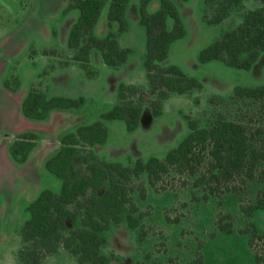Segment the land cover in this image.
Masks as SVG:
<instances>
[{
	"label": "rangeland",
	"instance_id": "obj_1",
	"mask_svg": "<svg viewBox=\"0 0 264 264\" xmlns=\"http://www.w3.org/2000/svg\"><path fill=\"white\" fill-rule=\"evenodd\" d=\"M69 0H0V264H19L20 228L28 217L27 206L45 188L58 193L61 180L49 174L45 161L60 145L61 136L74 131L78 125L102 119V114L117 100L120 83L148 88L145 76V29L132 24V32L124 43L133 47L130 64L124 68L95 65L97 75L90 78L73 60V51L58 45L59 23L69 10ZM256 0H244L218 24L207 23L210 5L203 0H188L179 4L186 34L175 40L164 64H175L197 79L202 88L187 94H170L163 103V112L154 117L144 107L139 126L128 132L123 121L104 120L109 128L105 144L92 147L96 155L110 161L131 164L135 159L150 156L162 158L188 132L184 114L198 119L201 126L217 112L227 118L242 121L251 130L264 126V115L258 104L230 100L235 85L264 84V66L250 69L229 67L219 60L201 63L199 51L223 31L235 27L244 12L258 6ZM258 4V6H256ZM71 10V9H70ZM171 21H169V25ZM66 68V69H65ZM48 96L61 95L82 98L77 107L53 109L43 119L25 117L20 110L23 97L31 88ZM153 95V91L149 90ZM216 96L214 103L208 98ZM224 100H219V97ZM195 99H199L195 103ZM23 132L35 135V146L24 163L15 162L8 151L9 144ZM141 181L147 196L134 199L144 213L141 219L146 237L138 241V229L126 223V212L119 223L103 232L106 242L102 251L113 264H136L150 254L147 264H168L170 257L181 264H192L200 247L205 264H256L247 235L239 233L247 218L240 213L239 203L253 200L264 184L251 181L239 194L225 193L221 199H201L204 187L192 188L190 181L179 175L165 177L167 189H153L145 174ZM105 182L97 191L101 195ZM198 199L193 200L192 194ZM231 213L233 226L222 231ZM179 216L178 223H167L164 216ZM264 231V210L251 218ZM79 223H67L68 229ZM264 256V241L259 245ZM264 264V261L262 262Z\"/></svg>",
	"mask_w": 264,
	"mask_h": 264
},
{
	"label": "trees",
	"instance_id": "obj_2",
	"mask_svg": "<svg viewBox=\"0 0 264 264\" xmlns=\"http://www.w3.org/2000/svg\"><path fill=\"white\" fill-rule=\"evenodd\" d=\"M130 0H69L65 10L76 9L78 16L71 24L67 36V48L73 51V60L93 78L97 69L91 64L90 53L98 50L103 63L110 67L124 65L132 52L121 47L118 34L126 32L129 20L126 8ZM153 0H139V23L145 29L144 69L148 88L136 84L120 83L117 100L102 119L90 124H81L74 131L64 133L60 145L45 161L46 171L61 180L58 193L49 188L42 189L28 204V217L20 228L21 247L17 258L19 264H41L44 257L64 248L77 264H113L102 251L106 242L103 234L111 224L119 223L126 212V223L138 229L137 239L143 241L146 231L141 219L143 212L134 199L147 196V188L141 181L146 175L149 185L156 191L167 189L165 177L173 174L190 181L191 187H204L201 199H221L225 193L239 194L251 181L264 184V126L255 130L239 120L227 118L217 112L201 126L198 119L184 114L188 132L165 155L137 158L131 164L110 161L96 155L92 147L103 145L109 137V128L104 120L123 121L128 132L137 129L142 111L147 106L154 117L163 112V103L176 93L187 94L200 91L202 84L186 74L175 64H164L169 56L171 44L185 36L186 28L180 11L172 0H157L154 12L148 11ZM184 2L188 0H182ZM210 5L212 13L207 23L218 24L244 0H203ZM107 9V32L103 37L94 33L103 7ZM169 21L171 24L169 25ZM113 23L117 28H113ZM85 39V42L82 40ZM264 52V6L248 9L235 27L223 31L198 53L201 63L219 60L229 67L250 69ZM149 90L153 91V95ZM219 100H224L219 97ZM230 100L248 101L258 104L264 115V84L235 85ZM82 98L53 95L31 88L20 103L25 117L43 119L53 109L77 107ZM216 96L208 101L214 103ZM199 99H195L198 103ZM35 135L23 132L8 147L11 158L24 163L35 146ZM107 183L101 195L98 189ZM192 199H198L193 193ZM264 210V188L257 191L253 200L239 203V211L246 218V225L239 233L247 235L248 245L253 251L256 264H262L264 256L259 245L264 241V231L251 219L255 211ZM223 223L217 220L222 231L232 228V214ZM167 223H178L180 217L164 216ZM79 223L68 229L67 223ZM150 254L136 264H147ZM120 264V263H116ZM168 264H181L170 257ZM192 264H205L199 247Z\"/></svg>",
	"mask_w": 264,
	"mask_h": 264
},
{
	"label": "crops",
	"instance_id": "obj_3",
	"mask_svg": "<svg viewBox=\"0 0 264 264\" xmlns=\"http://www.w3.org/2000/svg\"><path fill=\"white\" fill-rule=\"evenodd\" d=\"M172 1L177 5V7H179V4L184 2L182 0H172ZM256 1H258L257 3H260L261 5H264V0H256ZM138 4H139V0L129 1L126 8V16L129 20V28L126 32L119 33L117 37L119 45L121 47H128L132 51H133V47L131 45H128L127 43L123 44V41L125 42V40H127L126 39L127 35H129L132 32V24L139 23ZM158 5L159 3L157 0L151 1L147 7L148 11L154 12L158 8ZM256 6H258V4ZM107 9H108V4H106L103 7L99 20L97 21L94 27V33L98 37H103L107 32V17H106ZM77 16H78V10L71 9L65 14L64 19L59 23L57 30L58 45L60 46L65 45V47H67L68 32L71 24L76 20ZM113 28L114 29L117 28L116 23H113ZM82 42H85V39H83ZM131 59H132V52L128 58V61L124 65H122L120 69L126 68L130 64ZM167 59L165 60V62L167 61ZM90 60H91V64L94 67L95 65L100 66V64L103 63L99 51L95 49H93L90 53ZM259 66H264V52L261 53L257 62L251 68H258ZM41 264H77V262L75 261V258L72 257L64 248L60 247L54 253L48 254L46 257H44Z\"/></svg>",
	"mask_w": 264,
	"mask_h": 264
}]
</instances>
